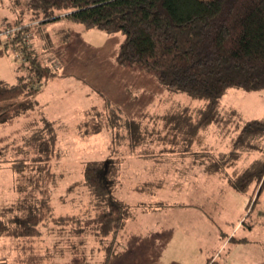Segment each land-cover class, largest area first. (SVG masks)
Here are the masks:
<instances>
[{
	"label": "rangeland",
	"instance_id": "obj_1",
	"mask_svg": "<svg viewBox=\"0 0 264 264\" xmlns=\"http://www.w3.org/2000/svg\"><path fill=\"white\" fill-rule=\"evenodd\" d=\"M12 2L0 0V79L8 84H15L18 77L25 79L31 73L23 41H16L4 32L8 23L11 25L18 17L23 18V25L29 23L26 20L29 15L22 12L23 3ZM63 14L56 12L57 18L53 21L31 23L24 31L23 38L32 44L28 49L35 51L42 65L49 68L48 76L42 78V88L33 95L36 105L26 111L27 116L19 115L0 127V134L9 135L5 141L10 147L4 156L14 158L20 157L23 151L28 152L21 149L22 140L43 126L42 118L54 120L58 135L50 165L53 179L48 195L52 216H63L46 217L39 225L40 236L33 240L0 239V257L4 256L7 262L15 259L19 262L34 254L37 264H103L106 258L107 264H264V215L259 214L260 210L264 211V184L258 201L253 203L259 188L258 185L253 191L256 182L245 193L234 191L232 200L223 201L225 204H221L218 211L203 208L204 213L201 209L180 207L170 201L173 205L161 208L153 222L145 223V218H138L137 222L127 220L119 235L109 233L100 237L95 234L91 219L101 209H95L96 198L84 182L83 169L89 160L103 157L105 137L109 135L103 127L93 137L85 138L82 122L93 125L103 121L102 114L109 106L107 99L114 95L121 97L120 102L125 98L122 91L129 93L128 98L138 96L137 87L141 85L139 105H133L132 111L140 115L148 114L149 109L155 113L167 111L163 117L142 119L145 125H162L166 133L153 132L154 128L147 130L137 123L140 120L128 119V137L134 143L139 141L137 144H142L143 150H151L149 144L154 143L152 150L156 154L161 153L162 148L167 152L165 142H169L173 153L201 143L200 130L205 127L202 118L206 115L203 113L210 108L206 100L192 98L185 92L167 93L162 85L157 90L150 83L154 74L135 70L137 75L124 77L123 66L114 59L123 33H109L99 28L86 30ZM116 90H120L121 95L114 93ZM244 93L227 89L222 94L211 109L214 120L206 123L208 130L216 128V133L207 134L204 142L211 143L220 160L225 158L239 168L252 169L264 159V89L249 92L248 100L242 96ZM33 118V127H27L26 122ZM251 121L253 123H248ZM242 126L248 131L238 141ZM124 133L122 130L118 135L113 134V140L117 143L126 140ZM16 145H19L18 151L13 149ZM22 156L30 159L31 152ZM121 156L125 158L124 165L119 162L121 173L123 167L132 168L130 163L142 164L126 154ZM3 165L0 163V167ZM26 175L25 171L17 173L7 166L0 168V205L12 203L19 197L18 186L26 183ZM137 179L131 177L126 183L123 181L125 187L116 195L125 196L127 184ZM176 181H180L179 177ZM129 197L132 202L136 199L134 195ZM233 201L231 208L228 204ZM0 211L3 215L9 214L5 209ZM146 217L150 220L153 213ZM238 220L243 223L242 227L233 230ZM233 233L234 237L230 238Z\"/></svg>",
	"mask_w": 264,
	"mask_h": 264
},
{
	"label": "trees",
	"instance_id": "obj_2",
	"mask_svg": "<svg viewBox=\"0 0 264 264\" xmlns=\"http://www.w3.org/2000/svg\"><path fill=\"white\" fill-rule=\"evenodd\" d=\"M12 1V4L23 3L22 12L29 15L26 18L29 23L23 25V18L18 17L11 25L8 23L4 32L16 41H23L31 73L25 79L18 77L15 84L0 79V127L19 115L27 116L26 111L36 105L32 97L42 88L40 82L48 76L49 68L42 65L35 51L28 49L32 44L23 38L24 31L31 23L53 21L56 12L64 13L63 16L86 30L121 31L123 39L115 61L123 67L154 74L152 78L171 91L206 100L210 110L203 113L206 115L202 125L214 120L211 109L227 89L244 92L264 89V0ZM107 101L108 109L102 114L104 120L93 125L84 121L83 135L95 134L103 127L123 126L129 136L128 119L121 123L120 108L110 99ZM34 121V118L29 120L26 126L33 127ZM41 122L43 126L33 130L21 143V149L31 152L30 159L22 156L28 153L25 151L20 157L4 156L10 147L5 141L9 135L0 134V163L14 172H27L26 183L18 186L19 197L0 205V209L9 211L7 215L0 211V239L33 240L40 236L39 225L46 217L63 216H52L48 195L58 133L54 121L45 117ZM246 131L242 126L238 141ZM133 143L129 138V145ZM16 147L19 145L13 147L18 151ZM116 169L113 158L89 160L83 169L84 182L96 198L95 209H101L91 219L94 232L100 237L109 233L115 236L128 217V206L113 194ZM252 182L259 184V192L264 183V159L259 166L229 180L230 186L239 192H245ZM4 258L0 257V264H37L34 254L19 262L17 259L7 262ZM106 259L103 264H107Z\"/></svg>",
	"mask_w": 264,
	"mask_h": 264
},
{
	"label": "crops",
	"instance_id": "obj_3",
	"mask_svg": "<svg viewBox=\"0 0 264 264\" xmlns=\"http://www.w3.org/2000/svg\"><path fill=\"white\" fill-rule=\"evenodd\" d=\"M123 71L126 72V74L123 72L124 77L127 74L128 77L132 73L134 75H137L138 73L133 69H126L125 67H123ZM112 79L113 77L111 78V80ZM152 80L153 81H150L149 79L150 83L154 85V87L158 90L161 85L158 84L155 79ZM137 88L139 90L138 96H135L133 94L134 96L132 98H128L127 95H129V93L122 91V94L125 95V98L120 102L118 101V99H120L121 97L113 95L109 98L111 103L120 108L118 110V116L123 120L138 119L140 121H137V123L142 124L147 130L154 128L152 130L153 132H160V134L166 133V131H164L165 128L162 125H154L152 123V125H145L146 122L142 120L150 117H163L167 113V111H164V113H155L152 111V109H149V107H151L149 105L150 101L155 98L158 92L157 90L156 92H154V97L148 101L149 104L146 106V108L149 109V111L146 110V112L148 111V114H144L145 112H142L141 115H143L141 116L139 113L132 111L133 109L131 107L133 105H139L138 99L143 90V86L140 85ZM165 89V92L167 93L168 91H171L167 88ZM114 93H118L119 95H121L120 90H116V92ZM242 96L247 98V100L250 99L249 92H245ZM193 107L196 108L197 106ZM50 121L54 120L51 118ZM204 126L205 127L200 130L202 139L201 143L198 144L197 147H191L190 145H188L189 148H187V150H184L183 148V150L179 152L171 153V148L169 147L170 143L165 142L167 144V147H165L167 152H164L165 150L162 148V152L157 154L152 150L154 145V143L152 142L151 144H149L151 146V150H143L142 144L133 143V145H129V137L127 136V131H125V129H122V127H120L119 129L104 128L109 136L105 135V139L107 140L103 145V157L98 160L113 158V160L116 162L117 169L115 170V173L113 172L115 174V186L113 194L116 198L118 197L123 203L128 206V217L127 219H125V221L135 220L137 222L138 218H145V223L151 221L153 222L155 214H158L161 208L173 204L180 207H195L201 209V211H204V213H206V210L203 208H207L208 211H218V208L221 207V204H225L223 203V201H229V199H231V197L234 196L235 193H240L230 186L229 180H231V177H234V175L248 169L243 167L239 168V166H236V164L232 165L231 161L226 160L225 158L220 160V157H218V154L211 146V143L207 144L206 142H204L207 134L209 136L216 133V128L214 130H208L209 127H207L206 125ZM122 130H124L125 132L124 136L126 135V140L117 143L115 140H113V134L118 135ZM175 132L179 134L181 133L180 130H175ZM89 136L93 137L94 134L87 135L85 138H88ZM185 146L186 144L182 145L181 147ZM192 146H195V144H192ZM146 152H148L149 154ZM123 154L130 156V158L135 161H142V164L137 165L136 163H130L132 165V168L130 169L122 166L123 170L121 173V165L119 166V162L124 165L125 158L121 156ZM2 167L6 166H1L0 168ZM225 167L227 168L224 171ZM131 177H133L134 179H138L132 183L130 181V183L127 184V187L125 189V196L116 195V192H119L125 187L122 182L125 181L126 183V181H129ZM176 177H179L180 181H176ZM252 183L248 186V189L245 192L250 189L249 187H251ZM258 185L255 183L253 189L254 192ZM259 193L260 191H257V193L255 194L257 198L255 200L254 196L253 203L258 201ZM132 195L136 196V199L133 202L129 197ZM139 195L142 196H140V198H138L137 200V197ZM170 201L173 204L169 203ZM249 202L250 199L248 201V204ZM233 204L234 201L228 205L232 208ZM150 213H153V218H150L149 220L146 216ZM133 214H135V216ZM259 214L264 215V211L260 210ZM125 221L124 225L126 223ZM205 221H207V219H205ZM242 224L243 223H240V220H238V222L233 224V230L241 228ZM136 232L138 233V229H136ZM117 234L119 235V232ZM222 234L225 235V233L223 232ZM234 235L235 234L233 233L230 238H233ZM241 242L243 241H240V243Z\"/></svg>",
	"mask_w": 264,
	"mask_h": 264
}]
</instances>
